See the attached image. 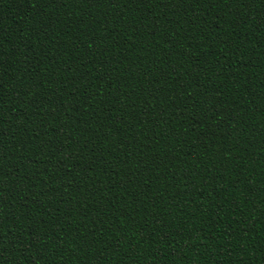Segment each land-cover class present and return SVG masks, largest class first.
<instances>
[{
  "label": "trees",
  "instance_id": "16d2710c",
  "mask_svg": "<svg viewBox=\"0 0 264 264\" xmlns=\"http://www.w3.org/2000/svg\"><path fill=\"white\" fill-rule=\"evenodd\" d=\"M0 264H264V0H0Z\"/></svg>",
  "mask_w": 264,
  "mask_h": 264
}]
</instances>
